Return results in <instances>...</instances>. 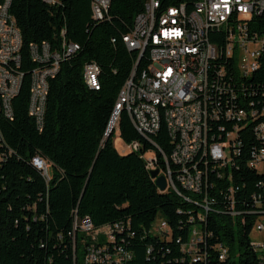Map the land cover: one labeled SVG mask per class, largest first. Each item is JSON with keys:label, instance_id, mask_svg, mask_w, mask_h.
Wrapping results in <instances>:
<instances>
[{"label": "trees", "instance_id": "16d2710c", "mask_svg": "<svg viewBox=\"0 0 264 264\" xmlns=\"http://www.w3.org/2000/svg\"><path fill=\"white\" fill-rule=\"evenodd\" d=\"M159 1L162 8L193 3ZM145 2L111 0L106 19L96 21L92 17V0H58L54 4L12 0L10 10L23 39L21 69L25 77L21 91L13 99V118L0 112V264H91L85 260L91 239L80 231L73 236L76 215L80 219L90 217L96 227L130 221L136 235L128 239V247L134 257L123 264H174V259L181 256L176 240L160 242L150 234L144 236L145 231L161 216L171 224L174 238L186 241L192 228L188 213L195 214L200 208L171 189L160 191L150 175L149 162L140 153L121 154L114 134L104 138L119 92L139 55L127 48L123 38L132 29L135 17L144 11ZM261 20L264 16L258 23ZM63 28L70 43L80 44L81 49L64 60L58 74L50 79L45 123L39 130L28 113L30 72L36 66L29 46L45 41L57 45ZM258 58H264V50ZM87 61H95L101 68L99 89L84 82L83 66ZM146 64L144 55L138 70ZM256 72L259 65L249 80H256ZM119 127L124 142L140 140L145 149L152 147L137 132L126 111L122 112ZM247 137L243 156L238 159L240 170L235 171L239 186L237 208L252 210V194L258 193L264 212V172L246 165L248 150L258 141L253 135ZM155 139L170 155L173 144L165 125ZM36 155L54 167L49 182L32 161ZM159 164L165 168L161 155ZM260 167L259 171H264V164ZM220 181L219 189L226 186ZM212 193L219 197L214 209L226 210L221 202L224 197L217 191ZM184 194L199 198L192 192ZM255 218L252 214L233 218L225 212L209 213L207 230L213 232L208 238L209 247L222 242L229 250L223 264H262L251 245ZM197 227L204 228V217H195ZM150 245H154V252L148 258ZM209 252L212 264H222L214 261L216 251Z\"/></svg>", "mask_w": 264, "mask_h": 264}, {"label": "built area", "instance_id": "2783aa9c", "mask_svg": "<svg viewBox=\"0 0 264 264\" xmlns=\"http://www.w3.org/2000/svg\"><path fill=\"white\" fill-rule=\"evenodd\" d=\"M45 1L54 4L58 0ZM11 4L12 0H0V112L8 118L14 116L13 99L25 77L21 69L23 39ZM110 5L111 0H92L93 19H106ZM201 10H209V22H201ZM263 16L264 0H193L192 5L182 2L165 8L159 0H146L144 11L126 34L128 49L139 55L127 87L119 92L104 138L117 130L120 133L121 115L126 111L152 147L145 149L142 141L134 140L124 142L123 152L140 153L151 170L158 168L165 175L167 191H175L200 208L195 214L188 213L192 228L186 241L174 238L171 224L161 216L145 231L144 236L150 234L160 242L176 240L181 256L174 264H212L209 249L217 253L214 261L223 264L227 260L229 250L222 242L209 247L208 238L213 236L207 230L210 212H225L233 218L256 215L250 237L254 231L264 233L261 194H252V210H239L236 184L238 159L243 156L247 136L253 135L258 144L248 150L246 165L264 172L259 171V164H264V58H255V46H264V21L258 23ZM246 20H254V28H246ZM66 34L63 28L57 45L45 41L29 46L36 66L30 72L28 113L39 130L45 123L41 111L47 110L50 79L58 74L64 60L81 49L80 44L70 43ZM144 55L147 64L138 70ZM250 65H259L256 80H249ZM100 73L95 61L83 66L84 82L92 89L100 88ZM163 125L173 144L170 155L155 139ZM159 155L165 168L159 164ZM32 161H39V170L49 182L52 163L40 155ZM218 180L226 186L219 189ZM213 191L224 197L221 202L226 210L214 209L219 197ZM195 217H204V228H195ZM78 231L91 239L86 247L87 263L123 264L134 257L128 247V239L136 235L130 221L96 227L90 217L76 215L74 237ZM251 245L264 264V241L251 239ZM153 252L154 245H150L148 258Z\"/></svg>", "mask_w": 264, "mask_h": 264}, {"label": "bare ground", "instance_id": "6f19581e", "mask_svg": "<svg viewBox=\"0 0 264 264\" xmlns=\"http://www.w3.org/2000/svg\"><path fill=\"white\" fill-rule=\"evenodd\" d=\"M254 20H246V28H254L253 22ZM201 22H209V10H201ZM124 42L126 43L127 48H129V41H127V37L125 36L123 38ZM75 44V43H73ZM264 50V46H255V58H258L261 54V52ZM258 65H250V72L249 77L253 74V72L257 69ZM124 87H127V83ZM44 117V111H41V119ZM34 165L39 169V161H33ZM262 164H259V170L260 166ZM151 168V165H149ZM161 191V190H160ZM167 190H164L162 192H165ZM198 228V227H197Z\"/></svg>", "mask_w": 264, "mask_h": 264}, {"label": "rangeland", "instance_id": "374dc122", "mask_svg": "<svg viewBox=\"0 0 264 264\" xmlns=\"http://www.w3.org/2000/svg\"><path fill=\"white\" fill-rule=\"evenodd\" d=\"M114 142H115V146L119 150V152H123V150H124V141L120 137L119 130H117L115 135H114ZM49 170H50V173L54 172L53 165H50V169ZM251 239H252V241H264V233L263 232L254 231L251 234Z\"/></svg>", "mask_w": 264, "mask_h": 264}, {"label": "water", "instance_id": "95a60500", "mask_svg": "<svg viewBox=\"0 0 264 264\" xmlns=\"http://www.w3.org/2000/svg\"><path fill=\"white\" fill-rule=\"evenodd\" d=\"M149 172H150V175L152 176V178L155 179V183L158 186V188L161 191L166 190V188H167V180H166L165 175L160 174V169H158V168L157 169H153V170H150Z\"/></svg>", "mask_w": 264, "mask_h": 264}, {"label": "crops", "instance_id": "0c3cea01", "mask_svg": "<svg viewBox=\"0 0 264 264\" xmlns=\"http://www.w3.org/2000/svg\"><path fill=\"white\" fill-rule=\"evenodd\" d=\"M119 151V150H118ZM121 154H126L125 152H120Z\"/></svg>", "mask_w": 264, "mask_h": 264}]
</instances>
